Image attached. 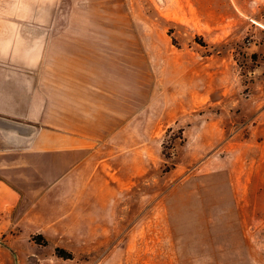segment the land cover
Listing matches in <instances>:
<instances>
[{"label": "rangeland", "instance_id": "obj_1", "mask_svg": "<svg viewBox=\"0 0 264 264\" xmlns=\"http://www.w3.org/2000/svg\"><path fill=\"white\" fill-rule=\"evenodd\" d=\"M0 7L54 13L38 92L105 160L37 220L0 213V264H264V0Z\"/></svg>", "mask_w": 264, "mask_h": 264}, {"label": "crops", "instance_id": "obj_2", "mask_svg": "<svg viewBox=\"0 0 264 264\" xmlns=\"http://www.w3.org/2000/svg\"><path fill=\"white\" fill-rule=\"evenodd\" d=\"M43 16L0 7V213L11 221L22 207L23 219L40 218L65 192L86 189L105 161L95 159L102 138L88 131V117L54 120L38 92L54 13Z\"/></svg>", "mask_w": 264, "mask_h": 264}, {"label": "trees", "instance_id": "obj_3", "mask_svg": "<svg viewBox=\"0 0 264 264\" xmlns=\"http://www.w3.org/2000/svg\"><path fill=\"white\" fill-rule=\"evenodd\" d=\"M59 253H64L62 250H59Z\"/></svg>", "mask_w": 264, "mask_h": 264}]
</instances>
